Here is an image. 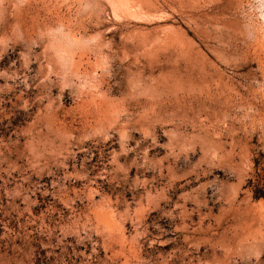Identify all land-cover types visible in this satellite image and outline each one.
<instances>
[{"label": "rangeland", "instance_id": "374dc122", "mask_svg": "<svg viewBox=\"0 0 264 264\" xmlns=\"http://www.w3.org/2000/svg\"><path fill=\"white\" fill-rule=\"evenodd\" d=\"M118 1L0 0V264H264V0Z\"/></svg>", "mask_w": 264, "mask_h": 264}, {"label": "bare ground", "instance_id": "6f19581e", "mask_svg": "<svg viewBox=\"0 0 264 264\" xmlns=\"http://www.w3.org/2000/svg\"><path fill=\"white\" fill-rule=\"evenodd\" d=\"M164 1V3L167 1V0H162V2ZM171 1H173V0H171ZM219 1V0H218ZM221 1V0H220ZM167 2H169V1H167ZM165 3V4H168V3ZM117 3H121V4H123L124 5V7L130 12V13H132L133 15H135V14H140V15H142V18H143V16H145V17H147V18H150L151 19V13H152V11L154 12V11H156L157 10V8H158V3H160L159 2V0H119ZM175 3H176V0H175ZM180 3V2H179ZM182 3V2H181ZM219 3V2H218ZM223 3V2H222ZM221 3V4H222ZM162 4V3H161ZM171 4V3H170ZM169 4V5H170ZM177 4V3H176ZM208 5V4H207ZM214 5H216V3L214 4ZM228 5V4H227ZM199 6V5H198ZM217 6V5H216ZM164 7H165V5H164ZM188 7V6H187ZM201 7V6H200ZM212 8H214L213 6H212ZM216 8V7H215ZM174 9V8H173ZM183 9V8H182ZM192 9V8H191ZM198 10V9H197ZM211 10V9H210ZM215 10V9H214ZM227 10V9H226ZM195 11V10H194ZM207 11V10H206ZM205 11V12H206ZM216 11V10H215ZM218 11H220V10H218ZM225 11V10H224ZM157 13V12H156ZM216 13H218V12H216ZM186 14V13H185ZM201 14H202V12H201ZM204 14V13H203ZM206 15L205 16H207V13H205ZM220 14V13H219ZM230 14V13H229ZM193 15V14H192ZM225 15V14H224ZM137 16V15H136ZM203 16V15H202ZM201 17V16H200ZM182 18V17H181ZM214 18V17H213ZM212 18V19H213ZM153 19V18H152ZM151 19V20H152ZM215 19V18H214ZM139 21V20H138ZM210 23V22H209ZM221 23V22H220ZM132 26V25H131ZM137 28V27H136ZM149 30V29H148ZM129 31V30H128ZM148 32V31H147ZM130 34H132V33H130ZM138 36H139V34H138ZM167 36V35H166ZM170 37H171V35H170ZM176 38V37H175ZM167 40V39H166ZM169 40V39H168ZM158 43V42H157ZM160 44V43H159ZM161 45V44H160ZM160 48H161V46H160ZM166 50V49H165ZM161 51V50H160ZM164 51V50H163ZM156 52V51H155ZM157 53V52H156ZM160 54V53H159ZM154 58V57H153ZM166 60V59H165ZM167 62V61H166ZM195 62V61H194ZM156 63V62H155ZM164 64V63H163ZM162 64V65H163ZM164 66V65H163ZM175 65H173V67H174ZM202 66H204V65H202ZM137 68V67H136ZM162 68H164V67H162ZM177 68L178 67H174L173 69H172V71L174 72L175 70H177ZM179 70H180V68H178ZM204 69V68H203ZM163 70V69H162ZM169 70V69H168ZM201 70H202V68H201ZM194 72V71H193ZM203 72H205V71H203ZM202 72V73H203ZM160 73H161V71H160ZM169 73V72H168ZM166 77V76H165ZM137 79V78H136ZM139 80V79H138ZM166 80V79H165ZM155 81V80H154ZM134 83V82H133ZM135 85V84H134ZM139 85V84H138ZM155 86V85H154ZM135 87V86H134ZM141 87V86H140ZM212 98V97H211ZM167 99V98H166ZM168 99H170V98H168ZM175 100V99H174ZM173 100V101H174ZM165 101V100H164ZM173 101H171V102H173ZM169 103V102H168ZM221 221V220H220ZM219 225V224H218ZM218 227V226H217ZM239 229V228H238ZM245 229V228H244ZM237 240L235 241V245H236V247H237V245L239 244L242 248H246L247 247V245H248V241L247 240H243V241H241V239H242V235L241 236H237V238H236ZM236 253V252H235ZM239 253V252H238Z\"/></svg>", "mask_w": 264, "mask_h": 264}]
</instances>
